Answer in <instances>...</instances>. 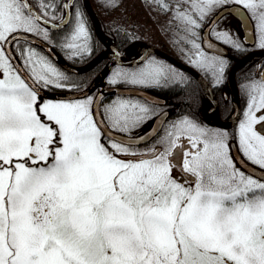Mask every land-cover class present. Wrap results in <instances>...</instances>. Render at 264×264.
<instances>
[{"label": "snow or ice", "instance_id": "6c2138e0", "mask_svg": "<svg viewBox=\"0 0 264 264\" xmlns=\"http://www.w3.org/2000/svg\"><path fill=\"white\" fill-rule=\"evenodd\" d=\"M156 3L215 86L229 63L208 54L205 21L208 35L243 51L218 27L236 7L264 49V0ZM88 23L76 0H0V264H264V75L242 84L235 132L189 116L149 132L166 115L159 101L142 91L106 101L53 60L57 48L72 63L91 59ZM113 64L114 87L189 81L155 58Z\"/></svg>", "mask_w": 264, "mask_h": 264}, {"label": "flooded vegetation", "instance_id": "af4514ba", "mask_svg": "<svg viewBox=\"0 0 264 264\" xmlns=\"http://www.w3.org/2000/svg\"><path fill=\"white\" fill-rule=\"evenodd\" d=\"M223 20L232 21L231 24H233V27H231V24H229L224 29L230 31L232 35L242 44L243 51H237L231 48L230 46L224 44V46L227 47L228 49V55L227 56L219 55V56L226 58L228 60L229 67L224 76L223 82L219 86L214 85V81L212 80L211 77L205 76L203 73L198 72L188 63L186 53L189 52V49H186L184 52L181 50L177 51L178 53L180 52V54H184L182 56L181 55L179 56L176 54L175 51L173 52L162 49L159 46L158 47L154 46L157 49L170 55L178 62L182 63V65H186L189 68L193 69L206 82L208 88H206L200 80H198L195 76H193V74H190L182 69L175 67L173 64L167 62L162 57L156 54H150L147 57V58H155L159 61L169 64L174 68H176L177 70H179L183 75L189 78V81L184 84L173 85L163 90H143L148 95L158 98L159 106L153 105L157 113H165V114L167 113V119L161 128V132L163 127H166L168 123L183 116H189L195 119L200 124L205 125L209 128L222 129V130L224 128L216 127L215 124L216 119L222 122H229L233 118L235 114L234 111L235 96L232 85L229 81V77H230L229 74H231L233 67L242 58L255 51H264V49L259 48L257 42L258 41L257 36L255 41L256 43L254 46H247L243 42L244 32L242 31L241 23L237 18L233 17L231 14H227L225 15V17H223V19H221L218 22V25H220ZM105 35L110 38V42L116 47L119 53L123 57H126L128 59L141 55V51L143 47H145L144 45H142L139 48L140 45L138 43L137 44L130 43L127 46L121 45L120 43H118V40L116 39V37H119V34H114V35L105 34ZM92 37L94 41L95 50L91 59L86 58L83 62L81 63L77 62V64H73L65 60H62L70 67H73L74 69L78 70V73H72L68 71L67 73L71 77H74L73 79L74 81L82 83L83 85L85 84V81L92 78L90 81L91 83L87 86L84 85V87L87 89H94L91 94L103 92L106 101L115 98L113 95L115 92L114 91L108 92V89H114V88L133 89L132 86L127 87L121 84L114 87L107 83L108 75H110L109 69L114 68L116 65L113 64L111 51L98 40L94 31L92 32ZM211 37L213 40H215L214 36ZM136 45L138 47H136ZM208 54L218 55L212 52H208ZM137 66H132L131 68H135ZM123 67L128 68V66H123ZM262 67H264V56L262 57L254 56L251 59H249L246 63H244L241 67H239L234 73L235 85L238 90L237 95H239L240 113H242L245 108V91L242 88V84H244L249 79H259L260 76L264 75V72L261 71ZM95 71L97 72V74H95ZM124 97H128V96H124ZM152 125L153 124L146 126V130L147 131L150 130ZM236 125L237 123L231 128L229 129L227 128L226 130L229 131L230 133L235 132Z\"/></svg>", "mask_w": 264, "mask_h": 264}, {"label": "rangeland", "instance_id": "374dc122", "mask_svg": "<svg viewBox=\"0 0 264 264\" xmlns=\"http://www.w3.org/2000/svg\"><path fill=\"white\" fill-rule=\"evenodd\" d=\"M112 2L116 4L115 7H108L102 4L103 0H92L93 7H95L98 13L106 17L101 18L100 14L98 18L101 21L102 27H104L109 34H112L111 31L114 27H117L120 32L132 33L134 38L140 40L141 43H138L140 45L139 48L143 44H150V46L153 45L157 47L158 45L164 44L168 47L166 49L173 52L175 51L179 56L184 54H180V52L178 53L177 51L181 50L184 52L186 49H189L190 46L181 39V37L185 35L181 30V25L173 20L171 12L162 11L158 3H156V0H141L140 3H138L139 17L135 16V14L139 13L129 7V1L112 0ZM175 2L176 0H171L168 3L175 4ZM111 15L118 17L113 19ZM206 23L207 21H205V26L207 25ZM231 23L232 21L223 20L218 27L224 29ZM231 27H233V24H231ZM107 28H110L111 31ZM136 47L138 46L136 45ZM125 86L130 87L128 85Z\"/></svg>", "mask_w": 264, "mask_h": 264}, {"label": "water", "instance_id": "95a60500", "mask_svg": "<svg viewBox=\"0 0 264 264\" xmlns=\"http://www.w3.org/2000/svg\"><path fill=\"white\" fill-rule=\"evenodd\" d=\"M84 2V7H85V11L91 21V24L93 26L94 32L97 36V38L100 40V42L111 51V57L112 59H116L117 63L122 65V66H137L139 65L144 58L148 57L150 54H156L160 57H162L163 59H165L166 61L170 62L171 64H173L175 67L182 69L190 74H193V76H195L198 80H200L202 82V84L208 88V85L206 84V82L191 68L182 65L180 62H178L177 60H175L173 57H171L170 55L166 54L165 52L156 49L154 47H145L142 50L141 56H138L136 58L133 59H126L125 57H123L119 51L116 49V47L110 42V38L105 36L101 29H100V24L99 21L96 17V14L90 4L89 0H83ZM231 15L234 16L235 18H237L240 23H241V27H242V31L244 32V43L250 46L255 45V41H256V36L254 33V26L249 22L248 18L241 12L237 11L236 7H232L230 9ZM229 14V12H225L223 14V17ZM52 31H56L55 29H52ZM208 28L207 26L204 28L203 33H204V41L206 42H211L212 43V48L207 49V51L212 52L214 54H218V55H222V56H227L228 55V49L227 47H225L224 45H221L217 42H215L210 35H208ZM36 45L42 47L46 52H47V48L48 45L43 44L41 41L36 40L35 41ZM206 47V44H205ZM113 52H118L119 53V57H113ZM254 56H264V51H255L247 56H245L243 59H241L238 63H236V65L233 67L230 77H229V81L232 85L233 91H234V96H235V114L233 116V118L227 122L224 123L222 121H219L218 119H216V127H220V128H224V129H229L232 126H234L237 123V117L240 114V105H239V95L238 94V90L237 87L235 85V80H234V73L236 72V70L241 67L244 63H246L249 59H251ZM52 58L60 64L61 67H63L65 70H68L70 72H74V73H78V70L70 67L69 65H67L66 63L62 62L59 58V56L55 53V51L52 53ZM91 93L93 92L94 89H90ZM115 92L118 95H131L133 92L136 91H142L143 92V96L146 100L149 101H158V98L152 97L150 95H148L146 92H144L143 90H139V89H131V88H114V89H108V92ZM216 107V106H215ZM165 114V113H164ZM167 119V113L166 115H161L159 117V119L157 120V122L155 124L152 125L151 129L148 130L149 132L152 131L153 128H162L164 122ZM233 152H235V148H233Z\"/></svg>", "mask_w": 264, "mask_h": 264}, {"label": "trees", "instance_id": "16d2710c", "mask_svg": "<svg viewBox=\"0 0 264 264\" xmlns=\"http://www.w3.org/2000/svg\"><path fill=\"white\" fill-rule=\"evenodd\" d=\"M91 1V3H92V0H90ZM129 1V4H130V8H132V9H134L136 12H138L139 13V11H138V3H140V1L141 0H127V2ZM169 1H171V0H167V2H169ZM77 3H78V5L81 7V9L83 10V3H82V1L81 0H78V1H76ZM56 3H63V0H56ZM106 3V0H103V3L102 4H104V5H106L105 4ZM93 4V3H92ZM94 9H95V7H94ZM101 10V9H100ZM84 11V10H83ZM95 11H96V14H97V16L99 17V15L101 14V13H98V11L95 9ZM59 14V13H58ZM139 15H140V13L139 14H135V16L137 17H139ZM109 16V15H108ZM112 17H113V19H115V17H118V16H115V15H111ZM101 18H106V17H104V16H102V14H101ZM131 21H133V20H131ZM101 22V21H100ZM102 25V24H101ZM89 28L91 29V25H90V23H89ZM102 29H103V31L106 33V34H109V32L108 31H106L105 29H104V27H102ZM109 31H111L110 30V28H107ZM92 30V29H91ZM53 33L55 34V35H57V36H59L60 35V33L58 32V31H53ZM111 33L114 35V34H119V37H116V39L118 40V43H120L121 45H125V46H127L128 44H130V43H141L140 42V40H138V39H136V38H134L133 36H132V33L130 34L129 32H120L119 31V29L117 28V27H114V29H112V31H111ZM160 48H162V49H165V50H169V49H166V48H168V47H166L164 44H161V45H158ZM39 48V47H38ZM62 58H63V56H64V54H63V52L60 50V49H56L55 50ZM64 59V58H63ZM65 60V59H64ZM65 61H67V60H65ZM67 62H70V61H67ZM70 63H72V62H70ZM88 63V62H87ZM73 64H77V63H73ZM95 74H97V72L95 71ZM94 74V75H95ZM94 75H93V77H94ZM76 78V77H75ZM72 79H74V77H72ZM77 79V78H76ZM91 79L92 78H90L89 80H87V81H85V86H87V85H89L91 82ZM83 85V86H84Z\"/></svg>", "mask_w": 264, "mask_h": 264}]
</instances>
